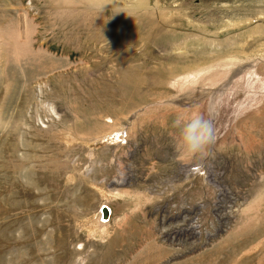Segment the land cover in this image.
<instances>
[{
  "label": "rangeland",
  "instance_id": "374dc122",
  "mask_svg": "<svg viewBox=\"0 0 264 264\" xmlns=\"http://www.w3.org/2000/svg\"><path fill=\"white\" fill-rule=\"evenodd\" d=\"M0 264H264V0H0Z\"/></svg>",
  "mask_w": 264,
  "mask_h": 264
},
{
  "label": "clouds",
  "instance_id": "9594fccd",
  "mask_svg": "<svg viewBox=\"0 0 264 264\" xmlns=\"http://www.w3.org/2000/svg\"><path fill=\"white\" fill-rule=\"evenodd\" d=\"M177 125L179 143L186 151H200L214 138L211 123L199 114L178 121Z\"/></svg>",
  "mask_w": 264,
  "mask_h": 264
},
{
  "label": "water",
  "instance_id": "95a60500",
  "mask_svg": "<svg viewBox=\"0 0 264 264\" xmlns=\"http://www.w3.org/2000/svg\"><path fill=\"white\" fill-rule=\"evenodd\" d=\"M102 221H106L110 216V211L107 207L101 209Z\"/></svg>",
  "mask_w": 264,
  "mask_h": 264
}]
</instances>
